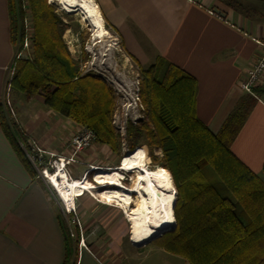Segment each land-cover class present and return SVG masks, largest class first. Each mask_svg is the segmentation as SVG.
<instances>
[{
  "label": "trees",
  "instance_id": "1",
  "mask_svg": "<svg viewBox=\"0 0 264 264\" xmlns=\"http://www.w3.org/2000/svg\"><path fill=\"white\" fill-rule=\"evenodd\" d=\"M7 8L14 53L10 92L40 96L45 107L89 130L94 143L118 156L122 142L132 154L140 153L137 146L143 138L152 165L169 172L176 193L174 228L154 239L162 251L186 264H264V161L261 173L254 174L230 151L256 99L264 97V86L254 89L255 98L243 97L214 134L196 117L195 79L158 61L140 70L138 101L145 118L128 123L122 139L112 125L111 89L96 77L80 76L62 40L66 26L53 7L46 0H7ZM27 20L30 51L16 59L23 52ZM5 103H0V129L27 173L37 178L44 166L37 170L29 163L21 147L28 150L27 137ZM61 227L63 264H69L79 242L78 228L74 226L76 234L71 235L62 217Z\"/></svg>",
  "mask_w": 264,
  "mask_h": 264
},
{
  "label": "crops",
  "instance_id": "2",
  "mask_svg": "<svg viewBox=\"0 0 264 264\" xmlns=\"http://www.w3.org/2000/svg\"><path fill=\"white\" fill-rule=\"evenodd\" d=\"M93 1L118 34L125 53L139 66L148 68L165 61L195 79L196 117L212 133L219 131L243 97H252L239 89L238 82L260 53L253 39L264 40V24L259 22L261 14L248 6L247 0ZM246 7L255 11V16L245 12ZM13 57L7 0H0V103L5 98ZM13 103L17 115H21L15 121L28 143H34L42 151L69 155L67 144L79 130L78 125L67 119L64 124L51 122V128L69 127L61 144L53 146L45 140L52 111H44L41 117L33 109L43 104L42 98L16 93ZM230 151L252 173H261L264 161L261 99H256L248 112ZM119 156L107 146L92 142L78 154L76 164L84 167L83 172L88 166L112 169L118 165ZM76 164L70 166L75 168ZM83 172H76L73 179ZM76 213L84 225V246L78 242L69 264H131L132 257L139 256L144 245L131 243L127 219L116 220V213L109 206H100L92 199L80 200ZM64 234L59 206L44 181L27 173L0 129V264H63ZM119 237L126 241L128 249L121 247ZM176 260V264H186L180 257Z\"/></svg>",
  "mask_w": 264,
  "mask_h": 264
},
{
  "label": "rangeland",
  "instance_id": "3",
  "mask_svg": "<svg viewBox=\"0 0 264 264\" xmlns=\"http://www.w3.org/2000/svg\"><path fill=\"white\" fill-rule=\"evenodd\" d=\"M46 1L53 7L54 13L57 15V17L60 18L62 23L66 26L64 32L62 33V40L65 43L71 57L77 62V65L80 71V76L91 75L93 77H96L100 79L101 81H103L105 85L111 89L113 93L114 101H115L114 111L112 113V125L116 133L122 139H124L126 137V127L128 123H131L132 125H136L145 118L144 107L141 106L138 101V90H139V82L141 78L140 70L146 69L147 67L139 66L127 56V54L122 48L118 34L113 29L105 25L104 17L101 13L100 14L103 19L102 29L94 30L89 25L90 23L87 21V18L85 19L82 18V14L80 12L73 11V12L65 13L60 10V7L58 6L56 1H52V2H49V0H46ZM80 1L81 0H77L78 3ZM247 2H248V6L252 7L256 12H259L261 14V17H260L261 20L259 22L260 24H264V0H251V1L247 0L246 3ZM244 9H247V7ZM244 11L245 12L248 11L250 13V16H255L256 14L255 11H252L249 9L244 10ZM27 23L28 25L27 24L26 25L27 27H29L28 30L30 31V38H31L32 29H31V25L29 24L30 23L29 20H27ZM29 44H28V48L26 50H23V52L21 53L22 54L21 58H26L28 56L29 51H30ZM14 94L15 93L10 92V85H9L8 95L6 94L7 96H5L4 100L5 102L8 101L10 104V113H11L12 118L18 121L21 115L20 116L17 115V110L13 103ZM261 101L264 103V97L261 98ZM19 108L21 111L24 110L22 109L23 108L22 106H19ZM33 109H35L36 112L39 113L41 117H43L44 115L43 113H45L44 111L49 110L47 107H45L44 104L37 105L33 107ZM65 119L66 118L53 113L52 119L50 118V122L46 120V122H48L47 127H49L50 130L47 131L45 140L47 139V142H49V144H52L53 146H56V147H58L61 144L63 138L67 134L69 127H67L66 129L65 126H58V127H52V128L51 126L53 123H55L54 120H56L59 123L62 122V124H64ZM22 122L24 123L25 121L22 120ZM80 129H83V128L80 127L79 130ZM140 141L142 142V145L137 146L138 149L140 150V153L133 154V155H139V154L143 155L146 160L145 167L148 170H153L156 166L152 165L151 163L148 150L145 144L143 143L144 139L141 138ZM121 145H122V149H121V153H120V156L117 162L118 165L120 164V161L125 154L131 153L126 148V145L123 142ZM153 153L158 158L161 157V153L159 150H155L153 151ZM118 165H116V167L112 169L117 168ZM75 166H76L75 168H72L71 166L67 167L68 174L70 175L72 181L79 180V179H73L74 174H76V172L80 174L81 172H83V168H84L82 165L76 164ZM88 169H89V166L87 167V170ZM86 171H84L82 175ZM94 173L95 171L89 172L86 175L85 179L92 186L95 187V184L93 182ZM112 173H115V171H113ZM116 174L118 175L119 180L124 179V176H126L125 178L126 182H124V185L126 186V188H128L131 184L130 178L132 176V172L121 170L120 172ZM82 175H80V177ZM89 177H90V181H89ZM42 180L47 186L48 191L52 192V188H50V186L46 184L47 180L44 178ZM172 185H173V182H172ZM103 186H106V185H103ZM95 188H97L98 190L99 188H101V186L95 187ZM74 197H76L74 199L75 206L77 205L78 201L88 200V199H92L96 204H99L100 206H102V204L94 200V199H99V198L94 196L93 193L92 194L82 193L79 196H73V198ZM80 197L81 199L78 200V198ZM132 198H135V195H132ZM175 198H176V193H175ZM109 205H110V209H112L116 213V220L121 219L120 221H125L124 220L125 218H123L124 215H122V212H120L121 209L115 203H112V204L109 203ZM118 209H120V211H118ZM61 217L65 225H67V227L69 228L70 234L75 236L76 234L75 228L74 226H72L70 222L72 218L71 215L68 216L69 219L67 220H65L62 215ZM78 220H79L80 228L78 227L77 228L78 230L80 229L81 231L84 232V228H83L84 225L82 224V221L79 217H78ZM116 220H114L112 223L114 224ZM125 229L127 232V227H125ZM117 241L121 243V247H123V249H128L127 248L128 244H126V241L124 239L122 238L120 239L119 237ZM116 246H119V244H116ZM142 248L143 249L141 250L137 258L132 257L131 264H176L175 261H177L176 260L177 257L158 249L154 239L151 240V242L145 244ZM125 252H127V250H125ZM127 254L129 255V253ZM133 258H134V262H133Z\"/></svg>",
  "mask_w": 264,
  "mask_h": 264
},
{
  "label": "bare ground",
  "instance_id": "4",
  "mask_svg": "<svg viewBox=\"0 0 264 264\" xmlns=\"http://www.w3.org/2000/svg\"><path fill=\"white\" fill-rule=\"evenodd\" d=\"M56 1L60 10L69 13L78 11L82 18H87L94 30H100L103 19L97 5L91 0H49ZM143 155L125 154L120 164L109 171H95L93 182L101 186L97 190L86 179L68 181L66 174L57 166L54 173L48 175L47 181L56 191L66 207L72 206L73 196L82 193H93L105 203H115L123 210L129 224V240L134 245L145 243L156 237L160 231L174 225L172 208L175 199V189L168 172L156 166L148 170ZM121 170L132 172L131 184L124 188L116 173ZM115 171V173H112ZM106 185V186H103ZM135 195V198H132Z\"/></svg>",
  "mask_w": 264,
  "mask_h": 264
},
{
  "label": "built area",
  "instance_id": "5",
  "mask_svg": "<svg viewBox=\"0 0 264 264\" xmlns=\"http://www.w3.org/2000/svg\"><path fill=\"white\" fill-rule=\"evenodd\" d=\"M26 24L28 25V23H26ZM28 28L29 27H27V37L22 44L23 50H26L28 48V44H29V40H30V31L28 30ZM253 41L259 47L260 53L257 56L255 62L252 65H250V67H248L246 69V71L244 72L243 76L241 77V79L238 82V87L242 92H244V93L255 98L254 92H253L254 89H256L257 87H260V86H264V40L253 39ZM21 55L22 54H17L15 56V58L19 59V58H21ZM12 74H13V70L9 69L7 79H6V85H5V96L8 95L9 81L12 77ZM5 104H7V107H9V109H10L9 102L7 101ZM92 142H93V134L89 130L83 128V129L78 130L77 132H75L71 136V138L67 144V147L69 149V155L68 156H60V155H56L52 152L42 151L34 143H28V150L27 151H26L27 148H24L22 146V144H21V147L25 151V154H26V157H27L29 163L33 167H35V169H37V167H39L41 165L44 166V169L37 172L38 173L37 178H41V179L44 178L47 180V177H46L47 174L50 175V174L54 173V171H56V169H57V166L61 165L60 168L66 174L68 180H72L70 175L68 174L67 167L70 165L76 164L77 163L76 159H77L78 154L81 153L82 151L86 150L91 145ZM93 168L94 167L89 166V169L80 177L79 180L85 179L86 175L89 172H92ZM98 170L109 171L110 169L98 168ZM123 176H124V174H123ZM125 178H126V176H124V179H121L120 182L126 188V186L124 185V182H126ZM47 182H46V184H48V186H50V188H52V192L49 191V194L52 197V199L57 203V205L60 207V211L62 213L61 215L63 216V218L65 220H67V219H69L68 216L71 215L72 218H71L70 222H71L72 226H77L78 228H80L79 220H78V217L76 214V206L74 203V199L76 197H74L72 200V203H73L72 206L70 208L66 207L65 203L60 200V198L58 197V195H57L56 191L53 189V187ZM98 186L99 185H97L95 183V187H98ZM96 202H98L102 205H107L110 207V205L108 203H105L101 200H96ZM121 212L124 215V212L122 209H121ZM124 217H125V215H124ZM125 219H127V218L125 217ZM78 233H79V244H81V246H84L82 231L79 229Z\"/></svg>",
  "mask_w": 264,
  "mask_h": 264
},
{
  "label": "water",
  "instance_id": "6",
  "mask_svg": "<svg viewBox=\"0 0 264 264\" xmlns=\"http://www.w3.org/2000/svg\"><path fill=\"white\" fill-rule=\"evenodd\" d=\"M173 228H174V225H173L172 227H170V228H166V229L160 231V233H158V235H156V237H154V238H152V239L146 241L145 243H141V244H139V245H135V246H142V245H145V244L148 243L149 241H151V240H153V239H155V238L161 236L163 233L173 230Z\"/></svg>",
  "mask_w": 264,
  "mask_h": 264
}]
</instances>
